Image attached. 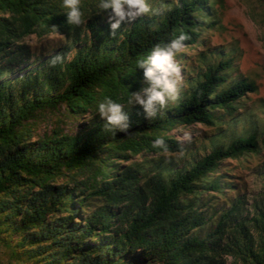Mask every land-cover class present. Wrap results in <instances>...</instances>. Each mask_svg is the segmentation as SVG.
Wrapping results in <instances>:
<instances>
[{
  "label": "trees",
  "instance_id": "trees-1",
  "mask_svg": "<svg viewBox=\"0 0 264 264\" xmlns=\"http://www.w3.org/2000/svg\"><path fill=\"white\" fill-rule=\"evenodd\" d=\"M208 2L177 0L158 23L153 25L154 19L142 16L119 40L118 33L115 38L110 35L108 22L98 26L94 20L103 13L99 0H81L86 27L94 40L74 51V43L85 40L82 25L67 23L62 0H0V79L12 72L15 64L31 58L24 37L60 32L70 39L41 61L33 76L27 73L21 77L19 85L0 80V210L9 208L7 216L14 218L24 205L25 212L12 229L31 232L23 238L32 246L31 258L41 250L37 239L43 236L52 241L51 248H62L61 256L56 258L54 253V261L47 264H58L69 256L80 259L77 264H226L227 258L234 264H264V202L256 204L249 217L242 215L239 197L225 199L214 226L202 235L199 231L209 219L194 197L201 190L222 189L219 178L209 181L220 161L264 147V137H258L256 130L215 147L188 168L172 170L167 179L161 171L140 175L131 165L108 177L109 159L116 154L125 160L131 154H165L152 147L158 137L165 139L167 153H179L184 146L167 131L178 124L213 126L218 111L232 116L240 99L257 91L253 79L227 82L224 71L231 67L232 59L220 58L199 72L184 95L161 110L156 119H144L138 115L142 113L138 105L128 104L132 92L147 86L137 61L181 32L191 37L185 46L195 44L200 31L214 24L207 25L212 14ZM56 55L64 60L53 67L51 60ZM105 98L124 105L130 117L128 133L109 131L96 114L88 128L75 135L55 129L31 139L32 125L40 113L64 109L74 117L97 108ZM86 169V181L72 186L54 182L57 177ZM190 195L194 198L189 199ZM90 196L118 207L119 212L110 206L100 207L77 224L74 219H81V203ZM113 219L124 222L125 230L113 234ZM101 234L113 236L112 246L106 241L109 237ZM95 237L99 242L89 240ZM17 246L23 248L20 242ZM137 249H142L139 254L145 260L133 256Z\"/></svg>",
  "mask_w": 264,
  "mask_h": 264
},
{
  "label": "rangeland",
  "instance_id": "rangeland-1",
  "mask_svg": "<svg viewBox=\"0 0 264 264\" xmlns=\"http://www.w3.org/2000/svg\"><path fill=\"white\" fill-rule=\"evenodd\" d=\"M176 1L147 0L154 12L159 10V14L150 13L144 17L148 20L154 19L153 25H155ZM208 3L211 6L212 14L207 19V25L209 22H214V24L203 28L197 36V42L185 46L184 50L176 56L182 75L179 99L196 80L197 74L202 72L207 65L215 63L220 58L232 59L231 67L224 71L227 82H232L238 78L253 79L258 86L257 91L242 97L236 104L238 108L232 116L226 115L223 111H218L213 126L200 123L178 124L172 130L167 131V134L173 136L184 146V155L181 158L177 159L178 153H140L138 155L131 154L125 160L120 159L119 154H116L109 159L111 160V167L108 169L109 178L111 174L116 172V169L131 165L133 170L141 171L139 172L140 175L150 171L154 173L161 171V175L167 179L172 170L188 168L196 159L208 154L217 146H226L233 138L246 135L254 130L257 131L258 137H264V0H209ZM94 20L97 21L98 26L106 23V13H100L97 19ZM86 21L81 28V37L85 40L74 43V51L78 46L94 40L91 30L86 27ZM130 25L131 23L121 25L118 30L119 40ZM78 30L79 28L75 31ZM69 40L67 35L60 32H51L41 37L36 34L24 37L23 41L29 46V51L33 53L31 58L20 64H15L13 71L2 74L0 80H9L13 84L19 85L18 80L21 77H24L27 73H31L30 75L33 76L41 61L49 58L58 49L63 48ZM74 51L69 52L67 58L70 59ZM15 59H18V57H15ZM174 103L169 102L167 107L172 106ZM96 114L97 108L89 109L85 113L74 117L66 115L64 109L45 111L40 113L36 122L32 125L33 134L31 139L34 141L43 136L44 133H50L55 129L68 133V135H75L88 128ZM185 132L189 134L190 142L184 140ZM153 157L156 158L153 159ZM73 173V177L70 176ZM134 173L138 175L136 172ZM88 174L87 169L74 171L70 175L55 178L54 182H63L72 186L75 182L86 181ZM213 178H219L222 181L220 191L201 190L194 196L197 197L198 208L209 219L199 231L202 235L207 234L214 226L219 215L218 209L224 207L222 205L225 204V199L239 197L241 199L242 215H249V217L255 213V205L264 202V147H260L254 153H245L237 158L220 161L209 181ZM194 197L188 196L189 199ZM107 206L112 207L115 212H119L118 207L106 204L99 197L90 196L81 203L78 211L81 219L76 218L74 221L81 224L86 217H90L93 211ZM20 207L18 208L19 215L14 218L7 216L11 213L9 208L4 211L0 210V264L52 263L54 261L53 254L55 253V257L58 258L61 256L62 248L58 246L51 248L52 241L40 236L41 238L37 240L41 241L39 244L41 250L37 252V256L31 258L32 246L23 240L24 235L31 232L12 229L14 225H18L17 222H13L19 221L25 212L24 205L22 204ZM76 207L78 206L76 205ZM82 213H84V216ZM113 221V234L116 233V230H125L126 224L124 222L115 221V219ZM108 235L101 234L100 236L107 237ZM108 237L106 241L112 246L113 236ZM89 240L99 242L96 237L89 238ZM17 242L23 244V248L17 246ZM139 252H142V249H137L133 256H140ZM109 255L111 256V254ZM119 255L120 253L112 255V259ZM105 256L107 257L108 253ZM142 257L145 260V256ZM142 257H138V260L141 261ZM129 259L127 258V260ZM79 261L80 259L76 260V256H69L61 259L58 264H77ZM137 264H146V262ZM226 264H234L233 259L227 258Z\"/></svg>",
  "mask_w": 264,
  "mask_h": 264
},
{
  "label": "clouds",
  "instance_id": "clouds-1",
  "mask_svg": "<svg viewBox=\"0 0 264 264\" xmlns=\"http://www.w3.org/2000/svg\"><path fill=\"white\" fill-rule=\"evenodd\" d=\"M62 7L66 9V18L69 25L76 27L85 23L84 13L81 10V0H62ZM98 8L106 13L110 25V35L115 38L121 25L133 23L142 16L150 13L159 14V10L151 8L147 0H99ZM191 37L181 32L176 38L171 39L166 45H156L151 53L144 59L137 61V69L143 70V79L146 87L132 92L128 99L130 106L138 105L142 109L144 119L151 121L157 118L161 110L169 102H176L180 96L182 82L181 67L176 60L178 53L185 48V41ZM62 55H56L51 60V66L63 62ZM97 114L106 123L109 131L128 133L130 117L124 105L111 98H105L98 103ZM190 136L184 133V140L190 142ZM152 147L167 153L168 146L164 138L158 137ZM184 155L180 151L177 159Z\"/></svg>",
  "mask_w": 264,
  "mask_h": 264
}]
</instances>
